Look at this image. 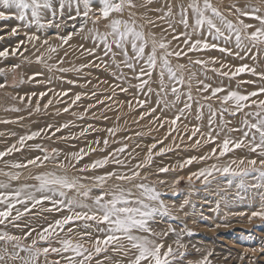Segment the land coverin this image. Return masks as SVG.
<instances>
[{
	"label": "snow or ice",
	"instance_id": "snow-or-ice-1",
	"mask_svg": "<svg viewBox=\"0 0 264 264\" xmlns=\"http://www.w3.org/2000/svg\"><path fill=\"white\" fill-rule=\"evenodd\" d=\"M157 3L159 7H150ZM9 20L18 22L10 35H19L22 27L24 38L11 52L7 48L0 51V58L19 54L28 61L25 53L29 51L27 45H31L35 53H40H33L34 62L44 65L49 72L80 74L83 69L103 66L106 71L111 69L109 75L115 83L97 78L95 87L103 83L112 90L104 99H99L101 93L95 90L73 92L72 87L61 90L47 87L53 83L52 78L39 80L37 78L43 73L34 72L28 81L22 79L20 83L36 81L46 85L45 90L12 96V100L26 107L13 106L5 111H28L31 116L54 108L57 116L69 112L75 116L72 110L80 107L83 99L95 100L76 117L84 120L92 109L112 100L118 89L119 93L131 95L126 104L129 109L139 112L136 123L150 118L153 124L159 122V128L168 127L162 139H154L144 146L142 158H138V153L134 154L141 148L139 143L130 151L129 144L113 139L111 143L120 146L110 150L108 137H115L123 129H98L91 123L84 126L73 121L47 124L19 136L15 143L0 151V160H3L28 147L39 154L23 162H5L6 165L13 169H28L30 166L41 169L30 176L35 183H24L15 188L11 181H19L20 173L3 172L9 182H0V264H185L189 245L182 237L191 235L192 231L186 224L179 232L171 225L167 228L159 225L165 217L180 219L175 213L183 212L190 201L184 199L178 208L175 204L169 205L164 198L168 192L177 195V185L185 179L190 185L201 181L207 190L217 174L227 178L229 186L237 181L239 189L264 188V70L257 71L256 66L247 63L234 66L215 56L205 58V54L218 51L244 60L246 56L241 52L251 53L253 48L259 55L260 46H264V0H259L258 4L246 3L243 7L232 3L225 7V11L212 0H0V21ZM49 29L53 30L52 35L48 34ZM85 31L87 35L83 38L90 40L92 46L85 47L81 43L75 50L80 56L91 58L87 63L79 67H59L64 63L63 57L56 64L48 63L53 54L58 55L60 48L69 45L73 36ZM3 39L0 36V40ZM52 40L59 41V45L53 44ZM233 43L236 51L229 47ZM41 48L45 49L44 52ZM68 54L64 52V56ZM251 58L255 60L256 56ZM20 66L12 65L11 71ZM189 66H199L203 78ZM5 72L0 68V74ZM209 72L227 79L229 84L214 86L208 82L211 79ZM243 74L256 79H237ZM57 79L70 86L92 84V80L86 78L83 85L64 76ZM233 80L236 81L235 87L231 85ZM6 86L0 82V89ZM193 90L201 99L193 95ZM152 96L156 97L155 103ZM169 96L173 98L171 101ZM213 101L218 102V108H213ZM178 103L183 106L177 108ZM193 104L197 106V121L204 119V109H208L207 125L184 124L181 128L180 124L187 120L186 113L192 112ZM58 105L64 106L60 108ZM170 108L176 109L175 114L165 116ZM225 113L232 116L242 114V119L238 125L229 127L231 122L224 120ZM218 115L219 124L216 121ZM103 118L108 119L107 116ZM23 119V116L18 118ZM77 127L80 129L78 133L57 137V133ZM100 131L107 135L68 152L59 147H45L42 143L28 144L38 138L51 140L53 137L64 141L81 138L87 141L89 135ZM135 135L141 137L143 133L136 132ZM130 139V136L123 138ZM169 139L170 143L165 144ZM181 145L184 151L199 152L208 145L211 148L204 154L181 157L172 165H155L156 157L175 152ZM237 150H243L245 154L229 155ZM96 153L100 155L92 158ZM225 157L228 160L220 163ZM209 160L216 162L191 171L186 178L177 175L171 183L161 178L163 174L183 171L193 164L203 165ZM249 177L256 183L249 185ZM164 188L168 191H163ZM219 209L220 201H217L213 211ZM233 214L245 215L243 212ZM49 215L52 219L48 218ZM188 215L184 212V216ZM254 218L264 220V203L251 212L249 222ZM37 219L43 223L34 225L33 221ZM9 225L20 234L9 231ZM192 249L196 253L203 251V254L187 264H212L211 250H202L195 244ZM109 251L120 258L113 261L107 255ZM250 251L255 253L257 250ZM52 256L55 258L50 259ZM240 259H244L243 255Z\"/></svg>",
	"mask_w": 264,
	"mask_h": 264
},
{
	"label": "bare ground",
	"instance_id": "bare-ground-1",
	"mask_svg": "<svg viewBox=\"0 0 264 264\" xmlns=\"http://www.w3.org/2000/svg\"><path fill=\"white\" fill-rule=\"evenodd\" d=\"M256 1L259 3V0H256ZM212 3L214 5L220 7L222 10V8H225L227 5L232 4V3H236L237 6L243 7L246 3H252L253 4V1L252 0H214V1L212 0ZM150 7H159V4L158 3L153 4ZM149 15L154 16V14H152V13H149ZM229 19H233V17L229 16ZM246 22H251V21H246ZM17 23L18 22L15 20L0 21V36L4 37L3 40H0V51L7 48L9 50V52H11V49L16 46V44L19 42V40L24 38L23 37L24 29L22 27H21V31H20L19 35H17V36L10 35L12 27H15ZM89 26H91V25H89ZM48 34L52 35L53 30L49 29ZM86 35H87V31H85V33H81L79 35L73 36V39L69 42V45H71V47L69 45H64L63 48L59 49L58 55L53 54V59L51 61H48V63L49 64H56L60 57L64 58V63L60 64L59 67H65V68L79 67L82 63H87L88 59H91V58L86 57V56H80L79 51L75 50L78 48V46L81 43H83L85 47H91L92 46L90 40L83 38ZM51 42L55 45H59V43H60L59 41H56V40H52ZM245 43L247 44V41H245ZM37 46H39V44H37ZM27 47L29 48V51L25 53V56L28 57V61H25L23 57H20L19 54H17L19 60H23L24 62H26L24 66L27 69V71L31 70V72L27 73V78H29L34 72L41 71L43 73V76L38 77L37 79L41 78V79L46 81L49 79V77L52 78L53 83L51 85H47V87H54L57 90L67 89L69 87H72L73 92H80V91L90 92L92 90H95L96 92L101 93V95L99 96V99H104L105 96H107L111 93L112 90L108 87L107 84L101 83L99 85V87H95V85L97 83V78H99L100 80H107V81H109L110 84L115 83V81H113L111 76L109 75V71H111V69L106 71L103 69V66H101L100 69H95V68L88 69V68H86V69H83L82 73H80V74H77L75 72L60 73V72L55 71V70H53L52 72H49L45 69L44 70H36V68L38 66L42 65V64H37L34 62L35 61V55H39L40 53H35V50L32 48L31 45H27ZM229 47H232L233 51H236L234 43L229 45ZM263 48H264V46H263ZM260 49H262V48L260 47ZM44 50L45 49L41 48V52H44ZM65 51H67L69 53L67 56H64ZM256 51L257 50L255 48H253L251 53L241 52L242 56H246V58L244 60H240V59L232 57V56L227 57V60H229L231 63H234L235 65H240L242 63H247V64L249 63V65L256 66L257 71H262V70H264V67L262 66V60L259 59V55H257ZM213 52L214 51L205 54V58L210 56V54H213ZM33 53H35V55H33ZM253 55L256 56L255 60L251 59V57ZM77 57H79V59ZM193 58H196V57L194 56ZM2 59H4V58H2ZM181 62L183 63L184 61H181ZM1 63L2 62H0V66L2 65ZM173 63H175V61H173ZM189 67H190L191 71L196 72L197 75L200 76V78H203V76L201 75V71H200L199 66H196V67L189 66ZM185 75L187 76V72L185 73ZM59 76H64L67 79H76V80H78L79 85L84 84L85 78L91 79L92 84H89L86 87L70 86L66 83H61L57 79V77H59ZM208 76L211 77V79L208 82L213 83L214 86L216 84H220V83H223L225 85L229 84V81L227 79H223V78L214 76L213 73H211V72L208 73ZM246 76H248V78L256 79L255 77H252L248 74H245V75H243L237 79H242V77H246ZM4 78L9 79V80L12 78V71L10 68L6 69ZM9 80H8V82L11 81V80L10 81ZM133 83H135V81H133ZM235 83H236L235 80H233L231 82L232 87H235ZM153 87H155V85H153ZM29 88H37V89H40L41 91H44L46 88V85L44 86L43 84H37L36 81H30L29 82ZM249 90H252L251 87H249ZM131 91L132 90H130V92ZM116 92L119 93V90L117 89ZM119 94H120L119 100L121 102H120V105L117 106L118 109H114L115 105L112 102L113 99L107 100L105 102V105H100L97 108L92 109L88 113V115L85 117L84 120H79L76 117L79 116L83 112L84 108H86L89 103H95V100L83 99L80 102L81 106L75 107L72 110L76 113L75 116L72 115L71 112L62 113L61 115L57 116L54 114L55 109L49 108L47 111L42 110L43 112L46 113V119L44 121H39V122L36 121V122L30 123L29 121H27V120L25 121L23 119V120H21V122L23 123V126H21V127L19 126L16 128L9 127L8 131L12 132V133H16V135H14L15 136L14 142H16L18 140L19 136L27 134L31 131H35V130L41 128L42 125L46 126L47 124L59 125V124H62V123L68 122V121H73L76 125H84V126H86L88 123H91L98 129H106L108 127H118V128L123 129V131L118 132L115 137H108V139L110 141V150H111V148H116V147L120 146L119 144L111 143V141L113 139L122 140L123 143L129 144V146H130L129 150L130 151L132 150V148L135 146L136 143H139L141 145V148L136 149V152L134 154L138 153V158H142L145 154L144 146L154 142V139L155 140L162 139L166 135V130H167L168 126L166 125L165 128H159L158 127L159 122H157L156 124H153L150 122V118H145V120H142V121H139V123H136L135 121H137L139 119V112L132 110V109H129L127 107V104H126V100L132 98L131 95L130 94L126 95V94H122V93H119ZM193 95L196 96L197 99H201L200 96L195 91H193ZM141 98H143V97H141ZM5 99H6V96L0 94V101L2 100L1 104H3V106L0 105V108L1 107H4V108L7 107L6 105L9 101L7 102L6 101L7 99L6 100ZM45 99H47V97ZM168 99L171 101L173 98L171 96H169ZM182 99H183V97H182ZM3 100H5L6 102ZM151 100L153 103H155L156 97L152 96ZM201 102L203 103L202 100H201ZM41 103L43 104V102H41ZM63 106L64 105H58V107H60V108H62ZM182 106H183L182 103L177 104V108H180ZM135 107H136L135 101H133V108H135ZM218 107H219L218 105L213 103L214 109L218 108ZM175 112H176V109L170 108L168 111H166L164 113V115L171 117L175 114ZM93 113H95V118L93 117ZM20 114L21 113L16 115V117L19 118L21 116ZM196 114H197V106L195 104H193L192 112L186 113L187 120H184L183 123L180 124V127L183 128L184 124H189V126H191V125L198 124V123H202L206 126L207 120H208V115H209L208 109L207 108L204 109V119L202 121H197L195 119ZM104 116H107L108 119L105 120L103 118ZM6 117H8V119H10L9 115ZM3 119L6 120L7 118H3ZM241 119H242V114H240L239 117H237V118H233L231 121L228 120V118L226 116H224V120L231 122L229 124V127L238 125V123ZM216 121L218 124L220 123V116L219 115L216 117ZM79 130L80 129L78 127L65 129L62 133H57V137H59L61 135H68L69 133H78ZM204 130L205 131L207 130L206 127ZM136 132L143 133V136H141V137L136 136L135 135ZM106 135H107L106 132L101 131L96 137L91 138L89 136L88 137L89 140L87 138V141H85L83 138H81L80 140H69V141L59 140L56 137H53L51 140L38 138L36 141H29L28 144L34 145L36 143H42L44 146H47L48 148L59 147L64 152H68V151L76 150L79 147H83L85 145V143H90L95 138H98V137L103 138ZM233 135L238 136L239 133H233ZM125 136H130L131 139L130 140H123V138ZM170 139L168 141H165V144H169ZM185 141H187L186 137H185ZM177 142H179V141H177ZM9 146H10V144L6 140H4L3 143L0 142V151L5 150ZM73 146H75V147H73ZM210 148H211V145H208L206 147L201 148L199 150V152L196 151V153L193 154V153H191V150L184 151L183 150L184 146L181 145V148L177 149L175 152L167 153L163 157H156L155 165H161V164L172 165V164H175L181 157L204 154V153L208 152L210 150ZM38 154H39L38 152L26 147V149H24V151H22V152H16V153H13L9 156L4 157L3 160H0V170H2V171H0V182H5V183L9 182V178L4 176L3 172H14V173L19 172L20 173V180L19 181H11V185L13 188L18 187L19 185L24 184V183H35L34 180L30 179V176L36 174L38 171H41V169H36L34 167H31V166L28 169H13V168L8 167L5 162H7L8 164H11L13 162H23L27 158H31V157L38 155ZM244 154L245 153L243 150H237L234 154H229V155L230 156L234 155V156L238 157V156H241ZM98 155H100V153L93 154L92 158H96V156H98ZM227 160H228V157H225L220 161V163H224ZM215 162L216 161H214V160H209V161H206L203 165L193 164L189 168H185L183 171L178 170L177 172H174V173L170 172L168 174H163L161 178L167 179L170 177V179H171V177H175L177 175H182V176H185V178H186L187 175L191 171H195L199 167L210 166L212 163H215ZM49 167H51V165H49ZM150 179H155V177L150 176ZM194 183L200 185L201 187L203 186V183L201 181H194ZM162 190H166V189L164 188ZM70 195H71V193H70ZM164 198H165L166 203H168L169 205L175 204L176 207H179L177 203L172 202V201H175V200H173V198H170L168 200H166L167 199L166 197H164ZM189 204L190 205H188V206L193 207V205H194L193 200H191V202ZM202 210H203V208L201 207L198 209V212H200ZM185 211H186V207H185ZM48 218L52 219V216L49 215ZM163 220L166 222L167 225L179 227L180 225L183 226L184 224H187V222H188L187 220H189V219L184 218V217H180V219H178L180 221H178L177 219H173L171 217H165V218H163ZM33 223H34V225H36V224L43 223V221L37 219V220L33 221ZM8 230L12 231L15 234H20L18 230L11 228L10 225L8 226ZM62 235H63V233H62ZM21 255H25V254L21 253ZM107 255L111 256L113 261L120 258L117 254H114L111 251H109V253H107ZM54 258H55V256L50 257V259H54ZM17 264H18V262H17Z\"/></svg>",
	"mask_w": 264,
	"mask_h": 264
},
{
	"label": "rangeland",
	"instance_id": "rangeland-1",
	"mask_svg": "<svg viewBox=\"0 0 264 264\" xmlns=\"http://www.w3.org/2000/svg\"><path fill=\"white\" fill-rule=\"evenodd\" d=\"M252 1L253 4H258L256 0ZM222 11H225V8H222ZM225 14H227V12H225ZM260 47L262 49H260L259 52V59L262 60V66L264 67V48L263 46ZM210 56L218 57L219 59L227 63L238 66L227 60V57H229L228 55L222 54L218 51H214L213 54H210ZM0 62H2L0 68H4L5 70L7 68L11 69V66L14 64L21 65L20 68L16 69L14 72L12 71V78L10 79L11 81L4 78L5 74L0 75V82L4 80L3 82L7 85V88H4L5 90L0 89V94L5 95L7 99L5 100L7 102L9 101L6 105L7 109H11L10 107L13 106H18L24 109L26 105L12 100L11 97L16 95H24L25 93H30L33 91H41L37 88H29V82L20 83L22 79L24 81H28L27 73L31 72V70L27 71L24 66L26 62H24L23 60H19L18 56L9 55L7 59L1 58ZM44 69L48 71V69L44 65L38 66L36 68V70ZM39 79L43 80L41 78ZM242 79L251 80L252 78H248V76H246L242 77ZM8 80L10 82H8ZM119 95L120 94L117 93V95L112 100L115 105L114 109H118L117 106L120 105L121 101L119 100ZM1 103L2 100L0 101V105L3 106V104ZM213 103L218 105V102L213 101ZM6 108H0V121L7 120L13 122L7 124L0 123V133H4L3 136H0V142L2 143L4 140L8 141L10 145L15 143V136L11 135L12 132H9L8 129L9 127L16 128L19 126H23L21 120H18V118L16 117V115H18L19 113H21L20 115L25 118V121L27 120L30 123L36 121H44L46 119V113L43 111L39 113H33L31 116H29L28 111H5ZM8 115L10 116V119L6 117ZM239 115L240 114L232 116L228 113L224 114V116H226L230 121L233 118L239 117ZM3 118L7 119L4 120ZM43 127L45 126L42 125L41 128ZM100 132L93 133L89 136L91 138L96 137ZM191 153L195 154L196 151L191 150ZM167 179L169 183H171L174 177H171V179L169 177ZM209 179H211V177ZM212 182L213 183L207 186V190H205L204 185L202 187L196 183L190 185L185 179L182 180L179 185H177V188L179 190L177 195L174 196L170 192H168V195L165 196L167 198L166 200L173 198V200L175 201L172 202L177 203L178 206L183 203L184 199H188L190 202L191 200H193L194 202L195 207H190L188 206L190 204H188L185 206L186 211L184 208L183 212L176 213L180 217L189 219L187 220L189 223L187 222L186 225L187 228L192 231L191 235L185 234L182 237L183 242L189 245V255L185 260V264H187V261L189 260L194 261L199 259L203 254V251L201 253H196L192 249L193 244H195L197 247H200L202 250L207 249L213 252V256L210 257V259L212 260V264H264V251H260L261 248H264V220H260L259 218H254L251 222H249L248 220V216L251 215V212L257 210L259 205L261 203H264V188L247 187L244 189H239L237 187V181L235 180L233 181L232 186H229L227 184V178L220 177L219 174H217V178L215 180H212ZM247 183L251 185L256 183V181L249 177L247 178ZM221 189H225L226 191H221ZM163 191H168V189ZM218 192L219 195H217ZM237 192H239L240 194L239 198L237 197ZM221 197H225V200H221ZM217 201H220V209L219 211H213V209L216 208ZM226 204L227 206H225ZM201 207L203 208V210L198 212V209ZM184 212L189 213V215L184 216ZM241 212L245 213V215L233 214ZM216 225H220V227H216ZM167 226L168 225L164 220L159 225V227L163 228H167ZM172 227L180 231L183 226L180 225L179 227ZM253 248L257 250L255 253L250 251V249ZM241 255H243L244 257L243 260L240 259Z\"/></svg>",
	"mask_w": 264,
	"mask_h": 264
}]
</instances>
